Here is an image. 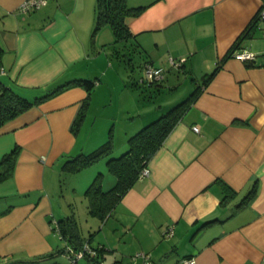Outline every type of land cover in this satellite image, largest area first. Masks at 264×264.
Returning <instances> with one entry per match:
<instances>
[{
    "label": "crops",
    "instance_id": "obj_1",
    "mask_svg": "<svg viewBox=\"0 0 264 264\" xmlns=\"http://www.w3.org/2000/svg\"><path fill=\"white\" fill-rule=\"evenodd\" d=\"M23 1L0 0V78L29 99L69 84L0 126V158L20 148L12 176L0 183V264H52L59 255L56 183L62 164L82 153L72 124L88 95L72 81L98 84L104 50L121 53L129 41L141 69L153 64L173 76L188 69L200 79L188 96L201 86L149 160L148 175L122 196L90 244L103 247V264H130L137 251L154 264L186 257L194 264H264V20L234 50L252 53V61L226 57L264 0H125L140 11L126 18L124 40L107 24L94 31L96 0H47L27 13L19 10ZM170 58L182 62L177 67ZM163 78L167 73L151 85ZM138 102L132 117L150 111L140 113L147 97ZM126 149L113 145L108 156ZM106 159L85 173L92 179L101 172L104 191L116 182ZM170 225L173 234L165 236Z\"/></svg>",
    "mask_w": 264,
    "mask_h": 264
},
{
    "label": "trees",
    "instance_id": "obj_2",
    "mask_svg": "<svg viewBox=\"0 0 264 264\" xmlns=\"http://www.w3.org/2000/svg\"><path fill=\"white\" fill-rule=\"evenodd\" d=\"M139 11L140 7H129L125 0H96L94 31L98 30L102 25L107 24L112 29L117 40L126 38L129 34L126 18L136 15ZM257 28L258 19L254 18L240 36L236 38L226 57L231 56L234 50L239 46V42L245 37L252 36ZM1 52L2 50L0 47V55ZM217 69L218 66L211 72L203 75V84L212 77ZM72 83L82 85L88 91V95L84 99L83 105L72 124V130L75 132L86 112L90 89L96 82L87 79H76L72 81ZM67 84L61 85L41 96H35L29 99L20 87L0 78V126L15 118L31 106L56 94L66 87ZM200 86H197L184 100L161 113L157 118L131 134L127 138V149L119 156H108L113 149L112 136L109 133L110 136H108L107 141L92 150L89 154H78L62 164L61 168L64 172L75 173L90 166L101 157H107V171L116 178V182L110 189L104 191L101 184L102 173L98 172L94 176L84 192L87 200V209L90 215L97 217L101 222L109 216L122 196L139 179V173L142 168L148 166L151 157L160 148L164 139L180 119L186 108L193 102L199 92ZM19 150L20 148L15 146L0 158V183L12 176ZM58 222V232L66 243L70 244L74 249H80L81 246L87 242L90 247L94 248L95 254H86L83 257L89 259L93 264H100L102 262L103 247L99 245L92 246L89 242V238L84 239L79 234V229L73 216H65L58 220ZM62 251L63 249L59 250L60 254H62ZM69 264L71 263L69 262Z\"/></svg>",
    "mask_w": 264,
    "mask_h": 264
},
{
    "label": "rangeland",
    "instance_id": "obj_3",
    "mask_svg": "<svg viewBox=\"0 0 264 264\" xmlns=\"http://www.w3.org/2000/svg\"><path fill=\"white\" fill-rule=\"evenodd\" d=\"M101 33L100 38H105L104 32L102 36ZM134 48L129 41L121 53L114 52L117 48L113 50L109 48L110 50L106 49L102 53L106 55V74L104 76L100 74L97 76L99 78L98 84H94L90 89V94H93V100L88 111L85 112L82 122L77 130L73 132L77 141L76 145L79 148L78 150L82 154L87 155L106 142L110 134L113 145H127V138L129 136L127 137L125 132L128 129L138 123H141V127H143L157 118L161 113L184 100L188 96L190 88H194L196 82L200 80L197 78V81H195L194 75L187 73L188 69H186L185 73L181 71L175 76L171 74L170 70L168 72L164 71L163 77L167 73V79L163 78V82L161 81L162 83L159 86H152L151 84L154 82H140L142 75L144 76L145 63L141 69L139 65L141 54ZM110 65L111 67H109ZM172 70L175 71V69ZM134 84L137 86H134ZM145 97L149 100V107L144 109V106H142L143 109L140 113H144L147 110L150 111L145 113L146 115L142 114L140 117H137L135 114V117H132L134 113H130L129 109L133 108L136 101H141ZM125 142L126 144H124ZM42 158L44 159V157ZM100 165H102V160L96 162L91 167L96 169ZM89 167L87 166L80 171L69 174L62 171V175L57 180L55 192L56 202L58 206L60 205L61 210H63L61 216L60 213H57V216H73L79 229V234L84 239L92 237L90 243L93 244L97 240V235L100 232L99 227L103 223L88 213L84 192L94 178L90 179V174L89 176L85 174L88 173L87 169H90ZM92 222L97 223L92 225ZM57 241L58 247L63 249L65 241L59 234H57ZM85 260V257L80 258L75 264H83ZM52 264H69V261L59 253Z\"/></svg>",
    "mask_w": 264,
    "mask_h": 264
},
{
    "label": "built area",
    "instance_id": "obj_4",
    "mask_svg": "<svg viewBox=\"0 0 264 264\" xmlns=\"http://www.w3.org/2000/svg\"><path fill=\"white\" fill-rule=\"evenodd\" d=\"M47 3V0H24L20 7L19 10L22 13H27L30 11L37 10L44 6ZM258 20H264V8L260 10L258 13ZM232 56L237 57L243 61L250 60L252 61L254 59V55L249 52L245 51H240V52H233ZM171 65L179 66L182 62L175 60L173 58L169 59ZM163 72L164 69L162 67H155L151 64H145L144 65V76L140 79L141 81H147L148 83L152 82H157L163 77ZM4 69L1 67L0 68V75H3ZM193 130L198 131L197 126L192 127ZM149 173V168L148 166H145L142 168V170L139 173V179L142 177L147 176ZM165 236H171L173 234V226H167L164 230L163 233ZM92 255L95 254L94 248L90 247L88 243H84L80 249H74L70 244L65 242V245L63 247L62 255L65 256L68 261L71 264L77 263V261L80 258H83L84 255ZM195 260L193 257H186V258H181L179 259L175 264H194ZM100 264H103L102 262ZM130 264H154L151 256L149 253L144 252V251H137L131 256V263Z\"/></svg>",
    "mask_w": 264,
    "mask_h": 264
}]
</instances>
